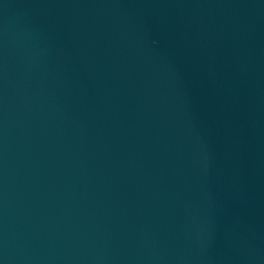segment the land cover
I'll return each instance as SVG.
<instances>
[{
    "label": "water",
    "instance_id": "95a60500",
    "mask_svg": "<svg viewBox=\"0 0 264 264\" xmlns=\"http://www.w3.org/2000/svg\"><path fill=\"white\" fill-rule=\"evenodd\" d=\"M0 264H264V0H0Z\"/></svg>",
    "mask_w": 264,
    "mask_h": 264
}]
</instances>
